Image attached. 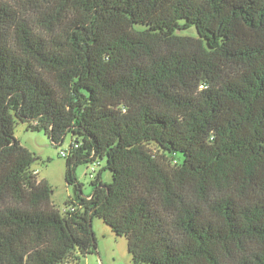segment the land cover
<instances>
[{
	"label": "trees",
	"instance_id": "16d2710c",
	"mask_svg": "<svg viewBox=\"0 0 264 264\" xmlns=\"http://www.w3.org/2000/svg\"><path fill=\"white\" fill-rule=\"evenodd\" d=\"M19 1L0 0V264L96 253V216L133 264H264V0ZM18 122L80 143L76 210ZM82 163H98L91 195Z\"/></svg>",
	"mask_w": 264,
	"mask_h": 264
},
{
	"label": "rangeland",
	"instance_id": "374dc122",
	"mask_svg": "<svg viewBox=\"0 0 264 264\" xmlns=\"http://www.w3.org/2000/svg\"><path fill=\"white\" fill-rule=\"evenodd\" d=\"M14 4V6L21 12L26 13L19 0H7ZM41 9H48L51 0H40ZM32 14V15H31ZM29 17L33 18V13ZM35 16V15H34ZM39 33L43 31L38 30ZM186 34L195 35V29H188L184 31ZM27 122H18L15 128V136L19 139L22 145L26 146L37 157L32 162L31 169L38 173V178L46 179L49 185L54 190L51 198L57 204V207L63 209L64 204L70 200L75 199V191L73 185H68L66 178L68 158L61 157V149L67 148L71 142V135H68L63 145H56L44 132V130L33 131L28 129ZM152 147H156L152 144ZM174 163L183 161V155L177 154L171 156ZM101 167L107 163L106 159L101 160ZM95 166V165H94ZM93 170L89 163H82L77 168V179L82 184L83 193L91 195L93 186L91 184ZM96 175V173H95ZM113 179L112 173L105 169L103 171V181L107 184L111 183ZM92 230L94 231L98 240V252L82 256L81 259L73 264H133V255L128 250V240L126 237L117 235L105 221L100 217H94L92 222Z\"/></svg>",
	"mask_w": 264,
	"mask_h": 264
},
{
	"label": "built area",
	"instance_id": "2783aa9c",
	"mask_svg": "<svg viewBox=\"0 0 264 264\" xmlns=\"http://www.w3.org/2000/svg\"><path fill=\"white\" fill-rule=\"evenodd\" d=\"M79 146H80V143L77 142L75 139H72L71 142H70V144H69V146H67V148L61 149L60 156L61 157L68 158L71 155V150L72 149H77ZM94 165L96 166V165H98V163L93 164V166L91 167L92 170H93V174H91L93 178L95 176V170L93 168V167H95ZM36 173H37V171H36ZM76 208L77 207L73 203H71V204H68V206L66 208L63 207V209H61V211H65V210H76ZM65 264H70V262H66Z\"/></svg>",
	"mask_w": 264,
	"mask_h": 264
},
{
	"label": "crops",
	"instance_id": "0c3cea01",
	"mask_svg": "<svg viewBox=\"0 0 264 264\" xmlns=\"http://www.w3.org/2000/svg\"><path fill=\"white\" fill-rule=\"evenodd\" d=\"M40 179V178H39Z\"/></svg>",
	"mask_w": 264,
	"mask_h": 264
}]
</instances>
